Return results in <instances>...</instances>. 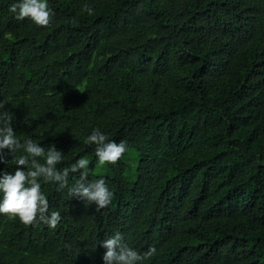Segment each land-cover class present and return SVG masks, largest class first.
<instances>
[{"label": "trees", "instance_id": "obj_1", "mask_svg": "<svg viewBox=\"0 0 264 264\" xmlns=\"http://www.w3.org/2000/svg\"><path fill=\"white\" fill-rule=\"evenodd\" d=\"M13 3L0 0V99L17 138L54 143L60 168L88 159L113 198L42 182L60 222L0 213V264H104L117 230L155 247L139 264H264V0H49L48 25ZM97 127L128 143L101 173ZM5 154L0 169L25 167L23 149Z\"/></svg>", "mask_w": 264, "mask_h": 264}, {"label": "clouds", "instance_id": "obj_2", "mask_svg": "<svg viewBox=\"0 0 264 264\" xmlns=\"http://www.w3.org/2000/svg\"><path fill=\"white\" fill-rule=\"evenodd\" d=\"M85 7L89 13L93 11L91 6ZM11 11L18 20L28 17L38 25H48L55 16L49 0H14ZM6 103V100L0 99V162L7 160L5 149L13 154L17 149H23V154L15 158V164L25 167H16L14 171L0 169V213L18 215L25 224L43 221L50 228H55L61 220V214L58 210L49 211L48 195L42 190L44 181L57 182L58 190L67 187L71 195L78 196L86 204L95 203L97 208L111 203L113 191L106 178L101 176L88 179V159L81 157L69 167L60 168L57 165L64 159L63 150L58 149L54 143L46 149L31 137L21 142L17 138L12 116L3 110ZM85 142L95 143V153L101 165L105 162H118L128 150L127 141L110 140L99 127L85 138ZM38 157H43L44 162ZM74 172L80 173L79 178L69 186L70 173ZM100 243L106 249L102 257L104 264H139L156 252L155 247L144 252L132 247L118 230Z\"/></svg>", "mask_w": 264, "mask_h": 264}, {"label": "rangeland", "instance_id": "obj_3", "mask_svg": "<svg viewBox=\"0 0 264 264\" xmlns=\"http://www.w3.org/2000/svg\"><path fill=\"white\" fill-rule=\"evenodd\" d=\"M128 153H132V149L128 151ZM129 165L131 166V169H127L125 172V177L127 179H133L134 178V167L136 166V160H132V162H129ZM106 169L105 164L101 165L99 161H97L96 166L94 168V173H101Z\"/></svg>", "mask_w": 264, "mask_h": 264}]
</instances>
